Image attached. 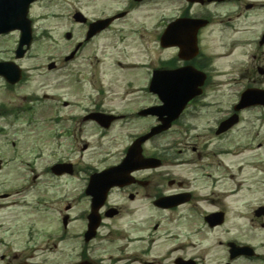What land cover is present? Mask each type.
I'll list each match as a JSON object with an SVG mask.
<instances>
[{"label": "flooded vegetation", "instance_id": "obj_1", "mask_svg": "<svg viewBox=\"0 0 264 264\" xmlns=\"http://www.w3.org/2000/svg\"><path fill=\"white\" fill-rule=\"evenodd\" d=\"M161 1L127 0L121 11L124 17L109 21L107 18L119 12L114 13L112 0H38L30 6V9L41 7L45 2V7L47 4L49 9L56 10L43 16L47 22L54 21L43 28L49 52L47 63L52 62L54 67L46 66L42 73L46 79L42 97L46 111L52 110V114L38 116L51 129L48 133L53 145L47 148L49 151L66 154L75 149L79 139L76 132L83 131V126L105 134L116 123L118 133L130 139L127 148L136 137L130 136L129 122L139 123V127L147 119L153 126L158 123L150 115L144 119L139 111L161 105L158 94L150 88L161 89L172 84L171 79L162 76V70L192 66L205 74L203 89H218L217 77L222 74L216 69L224 55L212 53L209 40L222 41L226 29L213 20L211 6L215 8L227 2L240 4L247 11L248 6L258 10L264 5L244 0H201L200 3L178 0L186 4V10L175 18L207 22L198 31L197 54L184 61L178 59L177 47L162 48V32L167 24L161 25L160 21L150 35L160 50L173 52L155 61L131 62L139 52L152 54L149 39L145 40V32L152 27H143L140 36L135 37L132 35L137 28L127 24L125 18L144 2ZM77 12L80 15L75 17ZM236 18L237 23L239 14ZM97 22L94 28L90 27ZM237 26L227 25L232 29L230 32L236 33L231 39L237 42L249 28H254L255 36L258 32L256 20L249 27ZM210 28L209 39L206 32L210 35ZM91 30L93 33L89 35ZM128 36L132 39L129 42L135 39V47L125 41ZM233 48L234 45L229 46ZM98 61L99 67L93 65ZM254 70L264 76V67L255 65ZM155 72L159 75L153 80ZM120 86L122 92L114 91ZM119 101L121 107L126 106L117 110ZM230 106L226 108L224 99L192 101L183 111V118L173 121L168 131L142 145L143 157L157 159V163H142L139 169L129 173L121 187H113L103 197L94 198L98 208H92L93 196L82 191L73 230H11L10 233L0 230V264H264V148L251 146L254 126L241 124L244 118L241 111L238 121L219 133L220 124L233 114V104ZM100 112L113 117L106 130L89 120L91 114ZM31 127L35 129L37 125ZM239 128L244 129L243 142L237 134ZM147 131L144 127L139 133ZM165 138L176 141L162 142ZM152 140L154 145L150 143ZM86 147L84 144L78 150ZM260 150L263 153L258 157ZM70 164L72 172L67 175L80 174L87 165ZM51 166L47 168L50 170ZM86 182L84 179L83 186ZM98 190L103 192L102 188L95 191ZM92 211L99 216L95 230L88 227Z\"/></svg>", "mask_w": 264, "mask_h": 264}, {"label": "rangeland", "instance_id": "obj_2", "mask_svg": "<svg viewBox=\"0 0 264 264\" xmlns=\"http://www.w3.org/2000/svg\"><path fill=\"white\" fill-rule=\"evenodd\" d=\"M67 2H75V0H65ZM249 1V0H245ZM264 1V0H258ZM257 2V1H255ZM125 0H112V8H123L125 7ZM181 7H183V11L186 10V4L178 0L174 1H162L157 2L155 4L147 5L141 7L139 10H134L128 17L125 18V21L129 25H134V27L138 26V29L141 30L142 27L151 28L145 32V40L149 39L148 45L152 51L151 55H143L142 52H139V55H136L132 58L130 56V61L134 62L136 60H143L148 62L150 60L157 59L158 57H164L170 55L173 51L171 50H160L157 44H155L154 37L150 35L154 26H152V22L155 18H163L162 22L159 23L164 25L165 21L170 18L176 16L181 11ZM234 6H222L220 8L215 9V13L218 15L214 18L219 21L227 18V14L232 10L234 11ZM213 10L212 8H210ZM241 11V15L239 16V21H233L237 28L239 27H249L251 24V20L257 21V31L264 26V12H245L243 8H238L237 11ZM232 11V12H233ZM239 11V12H240ZM49 12H56L55 9H49L47 4L45 7V2L41 3V7H35L32 10V17L35 19V35H36V43L32 49V56L21 61L23 68L28 69V67L34 66L35 64L40 65V68L43 67L39 72L31 73L28 71V75L24 83L20 86H17L13 89H8L0 79V106H4L7 109H18L22 110L24 107H32V112H22L18 116L19 118H13L12 115H6L3 118H0V162L4 165L5 170L0 172V193H3L9 188H13L18 186L20 182L25 180L23 176V170L19 167L20 162H25L32 156V154L36 151L35 144L40 146L45 145L44 148H50L53 144L51 143V135L48 133L50 131V127H45V125L40 122L37 128H32L31 125L27 126L28 114H37V115H46L51 114L52 111L44 109V104L40 102L31 101V96L40 97L43 93H45L42 85L46 82V79L43 78L42 73L45 71V65L48 62L49 52L47 50V40L41 37V30L47 26L49 23L52 24L54 21L47 22L46 19H43V15ZM257 13V14H255ZM142 23V27H141ZM249 25V26H248ZM212 26H216L213 24ZM211 26V28H212ZM210 28V35L206 32L207 37L210 39L212 37ZM215 28V27H213ZM254 28H249L247 33H242L241 36L245 38L254 37L255 33H253ZM252 31V32H251ZM152 34V33H151ZM223 34L222 41H213L209 40V43L212 44L213 48L211 49L212 53H222L228 52L229 54L222 56L218 61L217 69L219 72L221 71L220 76L217 77L220 86L216 90H207L206 99H224L226 102V107H228L229 103L238 98L239 94L246 87L252 88H264V76H260L254 70V66L264 67V47L259 48L257 46L248 47H236L233 49H228V39L232 36H235V32H225ZM55 35V34H54ZM126 37V35H124ZM238 36H240L238 34ZM129 36L125 38L130 46L135 47V42H129L132 39ZM130 38V39H129ZM17 38L16 35H10L3 39H0V59L11 58V53H6L13 47H15ZM214 42L216 44L214 45ZM218 44V46H217ZM225 44V48L223 45ZM138 49V47H137ZM231 51V52H229ZM48 52V53H47ZM46 54V55H45ZM233 64H236V68L233 67ZM97 67L100 66V63H94ZM106 67H108L107 61H105ZM239 65L241 67H239ZM225 80V81H224ZM223 82V83H222ZM123 86L114 89V91L122 92ZM133 99V98H132ZM137 98H135L136 100ZM121 107V102L119 101V105L116 108L119 110ZM261 110L258 109L257 112L252 111L247 113L248 115H252L254 113L261 114ZM246 114V113H245ZM150 121H146L143 128H147V124ZM261 123L257 122L256 128L254 130H258L260 133L258 135V141L264 135V120ZM137 124V123H136ZM129 128L131 127V131L138 129L134 125V122L129 124ZM119 125L116 123L113 128L106 131V135L103 137L99 136V131L96 130H86L85 134L82 136L87 140H79L75 147V149L69 152V157L71 161L76 163H89L90 160H95L101 155H105L106 147L108 150V154L112 160L115 161L120 154L121 147L124 145L125 136L118 133ZM142 128V129H143ZM50 142L49 144L47 143ZM244 141V140H242ZM14 144V145H13ZM87 144L85 150H81V145ZM102 145H108L102 147ZM259 154L258 157H261L263 151L257 152ZM46 156L49 154L47 150H45ZM247 154V155H251ZM242 156H246L242 154ZM50 157L46 159L37 161V164H43L45 161H49ZM98 162V161H97ZM37 169V167H35ZM45 185L41 183H35L36 191H33L29 188L26 195L23 192L14 194L9 198L0 199V230H20L25 226L30 225V221L34 222V225L40 229L41 227L47 228V230H57L60 216L66 211L64 210V206L67 202H64L65 199H69L70 196H73L77 193L79 185L77 179L70 177H61L56 180L48 181L46 177H44ZM26 190V189H25ZM39 192V195L46 196L51 202H48L44 207H40L39 211H32L29 207L25 206L22 202L23 199H31L33 195ZM42 196L43 198H45ZM72 211V210H71ZM73 212V211H72ZM73 230V228H72Z\"/></svg>", "mask_w": 264, "mask_h": 264}, {"label": "water", "instance_id": "obj_3", "mask_svg": "<svg viewBox=\"0 0 264 264\" xmlns=\"http://www.w3.org/2000/svg\"><path fill=\"white\" fill-rule=\"evenodd\" d=\"M31 1L32 0H0V33H6L15 29L20 30V47L22 45L28 44L30 41V22L26 16L27 7ZM185 23L186 22L184 21L181 22L180 26L184 25ZM190 38L192 40L193 34H191L189 39ZM0 75L6 77L11 82H15L18 76L17 67L12 63H0ZM187 93L189 92L182 87H175L173 90L165 91L163 95L165 107L169 108L178 105V109H181V106L185 103V101L190 98V95ZM253 94H259V92L251 90L244 93L241 97L242 100L238 107H244L257 102L264 103V95L262 97H256ZM137 145L138 144L135 146ZM135 146L133 147V150L136 151Z\"/></svg>", "mask_w": 264, "mask_h": 264}]
</instances>
